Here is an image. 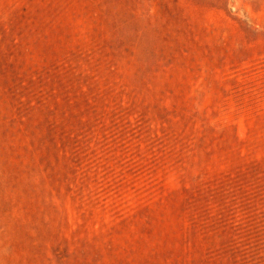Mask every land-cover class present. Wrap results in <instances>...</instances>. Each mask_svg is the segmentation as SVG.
I'll use <instances>...</instances> for the list:
<instances>
[{"label": "rangeland", "instance_id": "1", "mask_svg": "<svg viewBox=\"0 0 264 264\" xmlns=\"http://www.w3.org/2000/svg\"><path fill=\"white\" fill-rule=\"evenodd\" d=\"M0 264H264V0H0Z\"/></svg>", "mask_w": 264, "mask_h": 264}]
</instances>
